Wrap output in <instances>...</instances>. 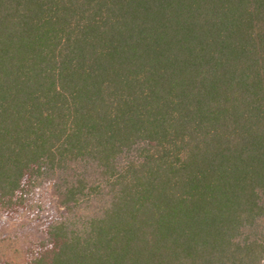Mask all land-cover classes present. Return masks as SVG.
<instances>
[{
  "label": "trees",
  "instance_id": "1",
  "mask_svg": "<svg viewBox=\"0 0 264 264\" xmlns=\"http://www.w3.org/2000/svg\"><path fill=\"white\" fill-rule=\"evenodd\" d=\"M0 216L19 264H264V0H0Z\"/></svg>",
  "mask_w": 264,
  "mask_h": 264
},
{
  "label": "rangeland",
  "instance_id": "2",
  "mask_svg": "<svg viewBox=\"0 0 264 264\" xmlns=\"http://www.w3.org/2000/svg\"><path fill=\"white\" fill-rule=\"evenodd\" d=\"M39 238L37 226H28L24 218L6 220L0 216V264H19L24 248Z\"/></svg>",
  "mask_w": 264,
  "mask_h": 264
}]
</instances>
